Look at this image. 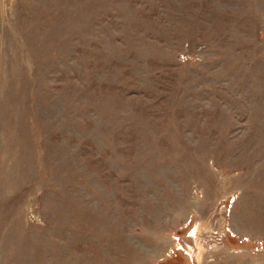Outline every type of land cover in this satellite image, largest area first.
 <instances>
[{"label": "rangeland", "instance_id": "374dc122", "mask_svg": "<svg viewBox=\"0 0 264 264\" xmlns=\"http://www.w3.org/2000/svg\"><path fill=\"white\" fill-rule=\"evenodd\" d=\"M0 264H264V0H0Z\"/></svg>", "mask_w": 264, "mask_h": 264}]
</instances>
